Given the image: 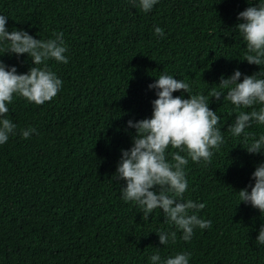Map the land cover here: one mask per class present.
Here are the masks:
<instances>
[{
    "label": "trees",
    "instance_id": "trees-1",
    "mask_svg": "<svg viewBox=\"0 0 264 264\" xmlns=\"http://www.w3.org/2000/svg\"><path fill=\"white\" fill-rule=\"evenodd\" d=\"M261 2L158 0L145 13L139 0H0L9 31L42 40L62 32L68 58L46 61L63 82L51 101L37 105L14 94L7 104L16 129L0 144V264H152V255L164 261L180 252L190 254L189 264H264L256 241L264 214L237 193L251 191L264 154L248 153L251 140L227 131L240 110L251 109L210 96L234 70L264 78V65L244 60L246 41L235 29L239 12ZM5 51L0 43V60L18 74L35 66L27 54ZM161 73L208 97L221 117L224 143L212 149L211 162L189 158L185 167L183 200L205 204L196 214L212 224L196 227L188 241L160 209L144 220L139 205L122 198L125 181L113 179L136 132L127 122L151 118L157 96L148 85ZM30 127L36 131L23 138ZM246 132L258 139L264 125ZM172 231L175 242L161 245L156 233Z\"/></svg>",
    "mask_w": 264,
    "mask_h": 264
},
{
    "label": "clouds",
    "instance_id": "clouds-1",
    "mask_svg": "<svg viewBox=\"0 0 264 264\" xmlns=\"http://www.w3.org/2000/svg\"><path fill=\"white\" fill-rule=\"evenodd\" d=\"M157 3L158 0H139V7L147 13ZM250 5L239 12L237 20L242 22L237 23L235 29L246 41L244 60L261 66L264 65V2ZM6 24L7 17L0 15V43L6 45L5 54L17 57L27 54L35 66L27 73L18 74L15 66L0 60V144L6 143L10 134H15L16 125L6 118L9 112L7 104L13 101L14 94L37 105L51 101L63 82L49 69L46 61L68 63L62 32L53 33L54 39L42 40L24 30L9 31ZM154 34L163 37L164 30L157 26ZM260 75V72L244 75L238 69L234 70L230 77H221L218 84L220 90L210 92L211 99L220 101L223 97L237 109H251L240 110L227 128L235 137L244 134L246 143L251 140L245 148L250 154H264V134L257 139L254 134L246 132L253 123L264 125V78H258ZM148 88L154 89L157 96L152 101V116L127 122L128 127L136 132L132 146L121 150L113 179L125 181L126 186L121 188L122 198L125 202L138 204L144 220H148L155 209H160L168 221L182 230V239L188 241L196 227L211 228L212 224L196 214L205 204L183 200L188 188L185 167L189 158L195 163L201 160L211 162L212 149L218 150L224 143L221 128L218 127L221 117L210 109L208 97L190 94V85L182 79H174L172 75L161 73ZM181 91L187 93L188 98L173 96L174 92ZM257 105H261L258 110ZM35 131L31 127L21 130L22 137L27 139ZM170 147L177 151L169 153ZM181 152L186 155H181ZM252 179L254 185H249L251 191L244 188L237 192L240 203L250 204L264 214V163L256 167ZM156 234L161 245H167L169 238L175 242L177 236L176 231ZM256 241L264 245V225L260 227ZM189 257V253L180 252L161 261L157 253L150 259L152 264H189Z\"/></svg>",
    "mask_w": 264,
    "mask_h": 264
}]
</instances>
